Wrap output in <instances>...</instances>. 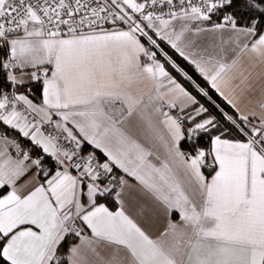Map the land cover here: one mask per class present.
Masks as SVG:
<instances>
[{"label":"snow or ice","instance_id":"obj_1","mask_svg":"<svg viewBox=\"0 0 264 264\" xmlns=\"http://www.w3.org/2000/svg\"><path fill=\"white\" fill-rule=\"evenodd\" d=\"M0 264H264V0H0Z\"/></svg>","mask_w":264,"mask_h":264},{"label":"crops","instance_id":"obj_2","mask_svg":"<svg viewBox=\"0 0 264 264\" xmlns=\"http://www.w3.org/2000/svg\"><path fill=\"white\" fill-rule=\"evenodd\" d=\"M189 38L193 40L199 41L201 44H204L205 42L207 43H212V37L208 35H200V36H193L189 34ZM259 72V69L256 70V73ZM254 73L253 74V80L252 84L254 86V91L244 100V105H247V108H254L257 105V102L261 99V80L260 77ZM250 101V103H249ZM242 105V106H244Z\"/></svg>","mask_w":264,"mask_h":264},{"label":"trees","instance_id":"obj_3","mask_svg":"<svg viewBox=\"0 0 264 264\" xmlns=\"http://www.w3.org/2000/svg\"><path fill=\"white\" fill-rule=\"evenodd\" d=\"M214 99H216L217 102L220 103L222 106L227 107L226 104H225V102H223L222 99H220V98H219L218 96H216L215 94H214Z\"/></svg>","mask_w":264,"mask_h":264}]
</instances>
